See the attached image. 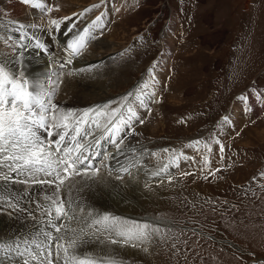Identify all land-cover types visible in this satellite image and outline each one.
<instances>
[{
	"label": "rangeland",
	"instance_id": "obj_1",
	"mask_svg": "<svg viewBox=\"0 0 264 264\" xmlns=\"http://www.w3.org/2000/svg\"><path fill=\"white\" fill-rule=\"evenodd\" d=\"M5 1L0 0V10ZM17 1L26 6L24 0ZM134 1L131 10L123 13L113 26L103 24L104 12L100 9L93 13L94 18L102 20L99 25L102 30L96 33L97 37H92V41L104 36L109 41L107 33L113 27L114 41L110 46L122 50L118 57L120 65L111 67L122 70L112 79L123 83L111 88V100L103 103L119 107L126 94L136 93L144 81L150 82L151 78L145 77L153 63L151 77L154 81L151 79V84L159 81L155 76L162 82H155L141 96L148 95L154 85L161 86L162 95L158 100V95L155 96L157 104L148 108L150 111L157 108L160 114L158 133L152 136L149 131L154 124L151 118L143 119L138 126L131 125L136 130L150 121V128L141 131L149 137L151 149L147 152L167 149V154L173 157L191 140L202 143L207 153L218 143L220 157H223V151L228 156L219 164L216 153L205 155L200 145L201 152L195 159L205 161L214 157L215 160L205 171L195 168L179 175L168 169L152 176L151 173L158 169L142 172L145 166L141 165L140 173L134 176L140 179L143 188L152 189H138L134 193L139 196L134 198L135 208L127 211L130 213L127 216H120L141 221L156 220L162 228L163 238L134 248L148 247L144 255L146 260L141 262L134 254L128 258L117 254L125 264H264V0ZM79 2L87 6L91 0ZM48 7L52 8V4ZM85 9L89 6L80 10ZM1 21L9 22L0 15V24ZM51 21L47 24L55 31ZM12 22L18 29L36 27L35 23ZM2 27L0 25V35ZM48 32L54 36L53 32ZM91 43L86 44L87 52H90ZM12 46L7 39H0V49ZM165 47L171 49L167 52L170 56L167 69L162 65L156 70L154 65ZM39 48L45 53V48ZM154 70L156 72L152 74ZM50 79L45 80L48 81L46 85ZM57 83L61 85L60 81ZM164 84L172 88L171 92ZM239 95H247L248 105L256 104L257 107L250 116L240 110L242 117L235 125L233 116L225 119L224 114ZM63 96L55 93L52 100ZM93 106L69 111L81 113ZM146 112L143 111L145 116ZM227 120H232V124L225 127L223 136L221 131ZM132 128L128 129L130 134L134 132ZM114 147L112 145L111 149ZM131 174L132 170L124 173L120 181L126 183ZM116 197L121 206L122 198ZM0 260L2 264L23 263L14 251L5 250Z\"/></svg>",
	"mask_w": 264,
	"mask_h": 264
},
{
	"label": "bare ground",
	"instance_id": "obj_2",
	"mask_svg": "<svg viewBox=\"0 0 264 264\" xmlns=\"http://www.w3.org/2000/svg\"><path fill=\"white\" fill-rule=\"evenodd\" d=\"M33 2H43L46 3L47 6L52 4L53 10L52 12L42 11L41 14L40 10L42 9L33 7L32 4H26L24 2L26 6H22L17 0H6L4 2L5 6L1 9L2 11L0 10V15L3 18L5 17L9 22L6 21L3 23L1 21L0 25H3L4 27H2L3 30L0 39H7L8 42L13 43V46L10 49H0V62H4L11 71H18L21 73L22 77H26L30 80L38 79L47 83L48 81L45 80L51 78L47 88L55 87L56 83L60 81L61 85L55 89V93H58L59 96H63L64 94V96L61 98L56 97L52 100V103L58 105L61 111L90 107L97 103L100 104L93 106V108L105 105V103H103L104 101L107 102L111 100V88H114L119 82L123 83L121 80L118 81L117 79H112L116 73H122V70H114L115 67H111L120 65V58L118 57L122 50L120 51L119 48L110 46V43L114 41L112 40L113 27H111L112 29L107 33V39H110L109 41L106 40L105 36L99 40L92 41V37H97V32L102 30V28L99 27L102 20L99 19L97 21V19L93 17V13L100 9V12H104L103 24L113 26V22L120 20L119 18L123 13L131 10L135 1L120 0L117 2L116 0H106V2L102 3L100 0H91L90 4L87 6L80 4L79 0H33ZM93 5L100 6L93 8ZM88 6L92 9L91 11L85 12V10H80ZM36 13H38V16L35 15ZM81 13H83V15H80ZM65 17H69L70 19H65ZM14 20L15 22H23V24L24 22L29 24L35 23L36 27L32 28L30 25L31 27L26 29H18L15 23L12 22ZM49 20L60 21L59 27L55 26V31H53L49 23L47 24V21ZM37 21L38 23L40 22V25ZM61 21H64L65 23H61ZM86 28L90 29L89 34L91 38L88 41L92 42L91 48L89 49L90 52L86 51L88 48L86 45L80 54L71 56V63H67V60L71 55V50L67 48L68 42L74 39L77 34L83 35V30ZM47 30L53 32L54 36H50V32L47 33ZM65 32H67V35ZM49 36L54 37L55 39L52 41V38ZM165 37H168L167 34ZM49 38L51 41H49ZM36 43L45 48V53L35 45ZM21 45H24V47H21ZM170 50V48L166 49L165 47L162 56L159 57L158 60L156 59L157 64L154 62L156 70H159V66L162 65H165L167 69L169 63L167 60L168 57H170L167 55V52ZM62 64L64 65L63 67H61ZM152 65H150V67ZM107 67L109 68L107 69ZM150 67L148 69L153 70V68ZM156 70H154L152 74H155ZM150 76L152 75L149 74L148 70L145 78H149ZM155 77L159 80L158 82L157 80L155 81L157 84L162 82V79L159 78V76ZM148 83L149 86H153L154 84H151V79ZM165 87L166 90L171 92L172 88L170 89V86L165 85ZM161 90V86L157 87V85H154L151 92L145 96L146 98L141 96L140 100H137L134 96L129 97L130 106L136 112L137 116V118L131 122V125L138 126L141 123V120L151 118L154 120V124L151 123V128L148 124L150 121L144 122L143 125L136 130H134L132 126L125 127L120 134L124 136V142L121 144V150L124 152L123 155H118L116 147H114L115 150L112 151L114 148L111 149V144L102 142V147L95 150H106V154H110L107 159L102 161L103 164L108 165L109 167H101L100 174L102 175L97 176L95 179L88 178L85 181H82L80 177H76L72 182L75 184V187L71 189V195L78 204L84 207L85 213L89 210H94L99 213L107 212L117 216L123 214L124 216H127V213H129L127 211H130L131 208H135L133 205L134 198L138 199L139 197L134 193L144 186L142 182H139L140 179L134 176L135 174L140 173L141 165L145 166L142 172L154 168L159 171L160 168H157V166L165 163V165H168L167 170L169 169L171 172L173 171L172 173L175 172L174 174L179 175L181 172L191 171L195 168L205 171L210 162L215 160L214 157H210L205 161L196 160L195 156L201 152L200 145L203 146L205 155L210 154L211 156L213 154L212 152H215L216 154H214L217 156L219 164L221 161L224 162L228 156L227 153L223 151L221 152L223 157H220L219 153H217L220 148V144L218 143H216L217 147L212 146L211 152L207 153L202 143L199 144L194 141L190 142L191 140L185 145L187 147L184 150H180L181 152L178 151L177 153H180L173 157L168 155L164 150L157 151V153L155 152L157 155H152L154 152H147L149 151L148 148L151 149L149 137L146 133H141V131L144 132L147 128H150L149 131L152 133V136L158 133L161 124L160 119H158L160 114L156 111L157 108L151 111L148 108H150L151 104L153 106L157 104L155 96L158 95V100L162 95ZM151 93H155V95L153 96ZM248 98L247 95H239L230 110L224 114V118L227 117V119H229L233 116V122H235L236 125L242 117L240 110L246 112L247 116H250L252 112L256 110L257 106L256 104H251L252 107L251 105L249 106ZM148 99L151 100L149 101ZM141 100L143 101V104H141ZM143 111H147L146 116L143 114ZM229 123L231 125L232 120H227L225 122L224 130L221 131L223 136L225 134V127L229 126ZM130 128L134 130L131 134L130 131H128ZM37 134L41 139H57L55 135L49 137L45 129H38ZM99 135L100 133L98 132L97 136ZM89 140H91V137ZM106 147H110V149L107 150ZM112 157H116V159H119L121 162H126V159L139 161L135 167L130 168V170H132L131 176L133 178L129 177L126 179L128 181L125 183V181L116 179L117 175H121L118 171L113 170L111 175H109V168L116 169L118 167L116 160L112 159ZM173 159L175 160L174 163L171 162ZM166 171L160 173L163 174ZM178 171L179 173H176ZM15 179L16 182L9 183L7 187L13 195L20 197L18 206L15 209L8 207L7 205L0 206V242L13 244V248H15L14 242H22L25 239L31 240L34 237V234L40 229L51 230L47 228L48 218L46 214L38 208V205L47 203L43 198L46 193L52 191V188L48 185L23 183L21 181L26 179L24 176H16ZM0 184H3V181H0ZM68 189L69 182H66L63 186L61 195H64ZM149 189L152 188H143V191H149ZM116 196L122 198L121 206L118 205ZM72 226L76 227L75 223H73ZM109 247L114 249L119 255L122 254L124 257L128 258L134 254L140 262L146 260V256H144L146 254L141 249L138 250L129 246L125 249H121V247L115 245ZM21 249H23L22 243ZM85 250L93 253H102L103 247L93 243L87 245L85 249H80V251ZM3 253L4 251H0V258Z\"/></svg>",
	"mask_w": 264,
	"mask_h": 264
},
{
	"label": "snow or ice",
	"instance_id": "obj_3",
	"mask_svg": "<svg viewBox=\"0 0 264 264\" xmlns=\"http://www.w3.org/2000/svg\"><path fill=\"white\" fill-rule=\"evenodd\" d=\"M24 2L45 12L52 11L43 2ZM99 6L93 5V8ZM91 10L85 9V12ZM96 19L98 21L100 17ZM51 23L59 27L60 21L52 20ZM89 33L90 29L86 28L83 35L77 34L68 42L67 48L71 50V55L67 63L72 62L71 56L80 54L85 48L91 38ZM150 78L154 81L153 77ZM58 86L57 83L55 87L47 88L45 82L22 77L21 73L11 71L7 64L0 62V181H3L0 184V206L7 205L14 209L18 206L20 197L13 195L7 187L9 183L16 182V176H24L26 179L21 181L23 183L52 188L50 193L44 195L43 199L47 203L38 205L46 214L47 228L51 230L40 229L33 239L14 242L15 248L13 244L0 242V251H14L16 256L24 258L23 264H32L33 261L36 264H125L109 246L140 248L150 244L154 239L163 238L160 225L156 220L141 221L107 212L89 210L85 213L84 207L73 199L71 189L75 187L72 182L76 177L82 181L95 179L101 167H109L102 161L110 154H106V150H95L102 147V142L115 146L118 155L124 154L121 150L124 136L120 134L125 127H131V122L137 118L129 97L135 96L140 100V96L149 88V83L145 81L138 86L136 93L126 94L119 107L105 104L81 113L61 111L58 105L52 103ZM140 102L143 104L142 100ZM38 129H45L49 137L55 135L57 139H41L37 134ZM112 159L116 160L118 167L109 168V175L113 170L118 171L121 175L116 176L117 180L139 163L127 159L121 162L116 157ZM167 168L168 165H165L151 175L158 176ZM66 182H69V189L61 195ZM73 223L76 227L72 226ZM21 243L25 245L23 249ZM93 243L103 247L102 253L80 251ZM142 250L148 252L149 249L145 246Z\"/></svg>",
	"mask_w": 264,
	"mask_h": 264
}]
</instances>
